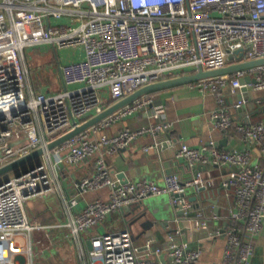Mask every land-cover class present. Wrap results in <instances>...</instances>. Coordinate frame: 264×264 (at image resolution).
<instances>
[{
	"label": "built area",
	"instance_id": "1",
	"mask_svg": "<svg viewBox=\"0 0 264 264\" xmlns=\"http://www.w3.org/2000/svg\"><path fill=\"white\" fill-rule=\"evenodd\" d=\"M40 43L58 49L84 48L82 59L61 64L65 85L61 90L36 91L30 83L25 49ZM263 58L264 0H4L0 8V168L36 149L44 152L19 167V174L0 181V264H35L33 233L44 225L29 218L26 201L59 192L63 164L93 157L95 171L76 181L75 187L81 194L108 187L109 198H97L76 211L79 199L73 197L70 220L64 224L70 236L79 238L111 213L165 193L171 196L174 216L163 244L152 236L138 246L129 228L92 236L89 264H198L203 249L185 238L184 232L209 227L210 221L195 207L188 188L212 191L215 178L203 170L209 165L229 166L222 179L228 200L225 224L215 230V235L226 239L220 264H251L264 225V115L251 121L246 113V122L236 121L232 106L242 111L253 99L251 91L264 90V63L189 83L200 94L215 96L212 128L233 130L250 144L222 149L212 136L199 146L181 143L176 157L196 169L187 180L171 171L163 183L148 178L123 182L110 167L109 156L139 136L157 137L173 127L171 121L162 120L160 111L148 108L154 104L150 95L53 149L47 147L144 85L201 68L208 71ZM253 100L264 108V97ZM140 111L157 121L125 126L114 135L104 132ZM156 137L143 150L159 149L164 142ZM37 243L45 244L42 239Z\"/></svg>",
	"mask_w": 264,
	"mask_h": 264
},
{
	"label": "crops",
	"instance_id": "2",
	"mask_svg": "<svg viewBox=\"0 0 264 264\" xmlns=\"http://www.w3.org/2000/svg\"><path fill=\"white\" fill-rule=\"evenodd\" d=\"M3 1L0 0V8ZM82 49L84 57L85 51L83 47ZM69 61L75 60L66 62ZM61 64L63 63H60L56 70L57 78H54L46 70L44 80L41 81V75L38 73L44 74L45 71L39 67L31 70L27 63L30 70V83L33 88L36 91L45 92L63 89L65 85L60 71ZM249 95L253 99L264 97V90L251 91ZM150 96L154 98V104L148 108L151 111H155V109L160 111L162 120L171 121L173 127L161 131L157 137L152 134H143L126 149L109 156L112 171L118 176L125 175L124 177L119 176L122 181H125L126 178L129 180L148 178L163 183L165 174L171 171L179 173L183 180L191 178L195 174V167L189 166L184 159H179L175 155L177 147L183 142L191 146H199L207 143L212 136L222 149L244 148L250 144L233 130L223 132L212 128L210 116L211 111L216 107V99L213 94L202 95L193 89L189 83H185L160 89ZM253 99L242 111L232 106L236 121L246 122L248 120L246 113L249 114L251 121H257L264 115V108H258ZM109 104L108 98L106 105ZM156 121V119L149 117L145 111H140L108 127L104 132L108 135H114L125 126L136 128L142 125H150ZM155 137L164 142L162 146L150 151L143 150V145L153 143ZM95 169V157L80 163H65L62 165L59 175L61 185L59 192L43 197H34L26 201L25 208L29 218L35 223L44 225V228L33 233V251L35 238L42 239L45 243L44 245L38 243L37 253L34 251L35 264H89L91 248L88 241H91L92 236L105 231L129 228L133 233L134 243L138 246L144 245L147 238L152 236L157 239L158 244L167 241L168 222L174 216V210L171 218L170 215H167V218L162 216V202L159 200L163 194L146 197L130 209L111 213L105 221L84 231L79 238L70 236L64 224L70 220L69 205L73 197L79 199L78 205L74 208L76 211L97 198L106 200L109 198L110 189L108 187L82 194L75 187L76 181L83 176L92 174ZM228 169L229 166L227 165L203 167L206 174H211L215 178V185L208 197L196 187L188 188L189 196L195 197V207L203 210L210 221L209 227L198 229L193 233L184 232L185 238L203 249L198 264H220L222 260L226 239L222 235H215V230L218 225L223 226L225 224L223 218L226 214L225 206L228 200L224 196L222 179ZM145 212L146 215H143ZM146 221L154 222V225L144 227L143 224ZM251 264H264V225L257 237Z\"/></svg>",
	"mask_w": 264,
	"mask_h": 264
},
{
	"label": "water",
	"instance_id": "3",
	"mask_svg": "<svg viewBox=\"0 0 264 264\" xmlns=\"http://www.w3.org/2000/svg\"><path fill=\"white\" fill-rule=\"evenodd\" d=\"M237 53H242V51L237 50ZM233 57H234V55L231 54L230 58H233ZM258 63H264V58L260 59V60H256V61H249L246 63L233 64V65H230L228 67H223V68L208 70V71H205L204 69L201 68V69H199V71H197L195 73L170 77V78L162 79V80L155 81L153 83H149L147 85H144L143 87H140L139 89H137L134 92L127 95L126 97L110 104L101 113H98V114L90 117L89 119L85 120L82 124L78 125L75 129H73V130L65 133L64 135L58 137L57 139L51 141L48 144L47 149H53L57 145H59V144L63 143L64 141L70 139L71 137L75 136L76 134H78L82 131H85L86 129L90 128L91 126L99 123L101 120H103L104 118H106L110 114H112V113L116 112L117 110H119L120 108L130 104L131 102H133L137 98H140L144 95H147L148 93H150L154 90L163 89V88H167V87H171V86H175V85H181V84H185V83H190V82L198 80L200 78L218 75V74H223L226 72H231V71H234L236 69L255 65ZM246 79L250 80V77L248 76ZM43 152H44V150L39 148V149H36V150L32 151L31 153H29V154L15 160V161L11 162V163L4 165L3 167L0 168V177L11 172V171H13L14 174H19V167L24 166L26 163L32 161L33 159H38L43 154ZM119 176L124 177L125 175L121 174ZM128 180L129 179L126 178V180L123 182H127ZM200 190L203 191V193L206 197L211 195V192L207 191L206 187H201ZM191 199L195 200V197H191ZM146 206L148 207L149 205H146ZM143 215H146V212ZM178 215H183V212L179 211ZM143 225H144V227H148V226L150 227V226L154 225V222L146 221ZM88 245L90 248L92 247L91 241H88Z\"/></svg>",
	"mask_w": 264,
	"mask_h": 264
},
{
	"label": "rangeland",
	"instance_id": "4",
	"mask_svg": "<svg viewBox=\"0 0 264 264\" xmlns=\"http://www.w3.org/2000/svg\"><path fill=\"white\" fill-rule=\"evenodd\" d=\"M52 22L56 23L57 19L54 17L52 18ZM82 46H75V47H69L65 49H58L54 48L53 46L45 43H40L35 46H29L25 49V56L27 63L30 67V69H35L36 67L41 69L42 71H45L44 74L38 73L41 78L44 80L46 70L50 72V75H52L54 78H57L56 70L59 67L60 63H64L68 60H77L83 58L82 53ZM50 69V70H49ZM107 97V95H105ZM108 98V97H107ZM39 159V158H38ZM14 172L11 171L3 176L0 177V181L8 176H11ZM162 202V216L164 218H167V215L171 216L173 215L172 211V203H171V196L167 193L163 194L162 198L159 200ZM169 218V217H168ZM35 238L34 240V251L37 253L39 246Z\"/></svg>",
	"mask_w": 264,
	"mask_h": 264
},
{
	"label": "trees",
	"instance_id": "5",
	"mask_svg": "<svg viewBox=\"0 0 264 264\" xmlns=\"http://www.w3.org/2000/svg\"><path fill=\"white\" fill-rule=\"evenodd\" d=\"M160 89H158V90H154V91H152V92H150V93H148L147 95H152V94H155L156 92H158Z\"/></svg>",
	"mask_w": 264,
	"mask_h": 264
}]
</instances>
